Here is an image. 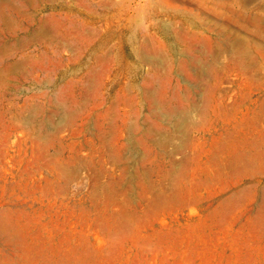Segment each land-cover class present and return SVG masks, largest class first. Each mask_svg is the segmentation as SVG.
<instances>
[{"label":"rangeland","instance_id":"1","mask_svg":"<svg viewBox=\"0 0 264 264\" xmlns=\"http://www.w3.org/2000/svg\"><path fill=\"white\" fill-rule=\"evenodd\" d=\"M4 1L0 264H264V0ZM208 20L244 65L223 77L212 128L198 65L221 64L178 39ZM150 45L155 69L133 53ZM173 109L188 114L180 132ZM247 122L250 147L231 130Z\"/></svg>","mask_w":264,"mask_h":264},{"label":"bare ground","instance_id":"2","mask_svg":"<svg viewBox=\"0 0 264 264\" xmlns=\"http://www.w3.org/2000/svg\"><path fill=\"white\" fill-rule=\"evenodd\" d=\"M219 1V0H217ZM4 0H0V10L2 7L5 6L4 4ZM132 2H136V1H126V0H122V1H115V2H112V5H113V8L116 10V12H120V10L126 5V4H130ZM11 5V4H10ZM100 6H102L103 4L102 3H99ZM9 6V4H8ZM22 6H24V3L22 2ZM84 7V6H83ZM7 8V6L5 7ZM14 9V7H11ZM11 8L8 7V10L12 12V10H10ZM109 8V6H108ZM16 9V8H15ZM217 15H219V12H214ZM78 14L81 15H85V18L83 19L84 21V24L87 23V21L85 20H90L92 22H94L93 20L96 21V19H100V17H95L93 16L94 14L90 12V10H88L87 8H82V9H79L78 10ZM119 14V13H118ZM131 15V14H130ZM133 15H134V12H133ZM0 16H1V11H0ZM223 17L226 18V21L228 23H233L235 22V19H234V16L233 14H227L226 16L224 15ZM131 17L128 18V20H130ZM108 21H110V19L114 20V17L113 16H110L107 18ZM257 20V19H256ZM42 21V20H41ZM105 21H106V17H105ZM126 22V21H125ZM132 22V20H131ZM237 23V22H236ZM81 25V24H80ZM83 25V24H82ZM81 25V26H82ZM205 25L208 26V28L205 29V33L203 34H200V33H195V34H191L189 37H187L186 35L184 34H181L179 35L178 39L180 40H183L185 39L187 41V44H189L188 46L190 48H194L196 52L200 53L203 58L205 59H208V57H212L213 55H215L217 57V59L214 61L216 63L219 62V64H221V67H215L212 69V67L209 66V68H205V67H202L200 65L199 68H203V71H204V74L205 76H208V71H211V74L209 75L210 78L212 79V83H210L206 89H205V92L204 94L202 92H200V95H203L202 97L199 95V97H201L200 99V104L201 105H197L199 104V102L197 103L196 102V105L198 106V110L200 112V116L202 117V121L203 120V116L204 117H209L207 122L205 124H207V127H210L212 128L214 126V118H217L219 115L222 114V112L218 115V113L220 112L219 111V107H222V105L224 104V100L226 99V96H227V93H223L222 91V84H223V77L226 78L227 75L230 74V72L232 70H234L235 68H237V63L239 64V66H244L243 65V62L242 63H239L241 62V59L239 57V51H240V48L242 46H240V42L238 43V41L234 40L233 39V33L232 31L230 30V28L227 26V25H221V24H215V23H212L210 20L206 21ZM85 26V25H84ZM82 26V27H84ZM148 29H151V26L148 27ZM45 31V30H44ZM85 33V32H84ZM143 35L146 34V30H143L142 31ZM42 35V32L40 33ZM39 35V34H38ZM83 34H81L82 36ZM55 36V35H54ZM51 36L49 33H43L42 35V38L44 37H48V39L50 40H54L56 41V43H59L60 45H62L61 43V40H59L58 38H56V36ZM88 36V34H87ZM214 36V38H212ZM58 37V36H57ZM175 37H177V35H175ZM81 39V38H80ZM87 39V38H86ZM85 39V40H86ZM200 40H202V44H200L198 47H195V44L197 42H199ZM82 41V40H81ZM216 42L217 43V46H216V52H214V47H213V42ZM39 42V41H38ZM147 46H149V44H147ZM150 45V47H145L146 52L144 53L143 50H133V53L135 55V57L137 59H139L140 61L144 62V63H148V64H151L153 65L154 69L156 68L155 66V56L157 55V47H154ZM148 52V53H147ZM152 53H155V55L151 56V55H148V54H152ZM214 57V56H213ZM227 60H230V62H223L222 59H226ZM229 58V59H228ZM189 60V59H188ZM244 60V59H243ZM248 60V59H247ZM211 61V60H210ZM246 61V60H244ZM194 62V61H193ZM192 62V64H193ZM233 62H236L234 65H233ZM191 64V65H192ZM193 67V66H192ZM247 67V66H246ZM251 67V66H250ZM252 68V67H251ZM238 72V71H237ZM242 72V71H241ZM239 74V73H238ZM190 75V74H189ZM208 76V77H209ZM251 76V75H250ZM203 78V77H202ZM209 78V79H210ZM193 79V78H192ZM243 79V78H242ZM261 80V79H260ZM262 82V81H261ZM195 83V82H194ZM260 83V82H259ZM253 84V83H252ZM199 85V84H198ZM261 86V85H260ZM197 88V87H196ZM202 88V87H201ZM263 88V87H262ZM193 90V89H192ZM264 90V89H262ZM194 91V90H193ZM192 91V92H193ZM197 91V90H196ZM191 92V93H192ZM195 92V91H194ZM193 92V93H194ZM225 92V91H224ZM263 92V91H262ZM192 93V94H193ZM198 93V91L196 92V94ZM202 93V94H201ZM189 95H187V100H190V102H195V99L198 98H194V96H192L190 93H188ZM195 94V93H194ZM199 94V93H198ZM197 94V95H198ZM150 94H146L145 95V98L146 99H150L151 97H149ZM148 97V98H147ZM192 99V101H191ZM199 99V98H198ZM259 100V99H258ZM186 101V99H185ZM189 103L188 106H190L191 108V105L192 103ZM255 103V102H254ZM260 103V102H259ZM263 104V103H262ZM193 108H194V103H193ZM197 106L196 107V110H197ZM192 109V108H191ZM237 109V108H236ZM261 109L264 111V105H261ZM171 110V109H170ZM222 110V109H221ZM159 111V110H158ZM194 111V109H193ZM262 111V112H263ZM246 112V111H245ZM261 112V113H262ZM163 113V112H162ZM197 113V112H196ZM243 113V112H242ZM159 115V112L157 113ZM237 113H234V115L236 116ZM251 114V113H250ZM167 116H169V118L171 119L172 117H174V123L171 122L170 120H168V123L172 126H174V128H177V131L180 132L182 131V128H183V124L184 123H187V122H184L185 121V118L188 116H182L181 112H179L178 110H172L170 112H168L166 114ZM252 115V114H251ZM250 115V117H251ZM184 119V121H183ZM236 118H234L235 120ZM187 120H188V117H187ZM233 122H237V121H234ZM261 120V119H260ZM259 120V122H260ZM221 121V120H220ZM242 121V120H241ZM250 122V121H249ZM224 123V122H223ZM263 123V122H262ZM189 125V122L187 123ZM241 124V123H240ZM192 125V124H191ZM244 124L242 125H233L231 130L233 131V135H240L239 138L240 140L237 142V143H241V144H246V146L248 145V140H249V133H248V130H250V124L247 122L245 124V126H243ZM187 126V125H186ZM196 128V127H195ZM175 130V129H174ZM254 130V129H253ZM208 129H202L201 132L202 134L204 135L205 132H207ZM176 132V131H175ZM228 130L227 128H225V130L222 132V133H227ZM221 133V134H222ZM232 134V133H231ZM249 134V135H248ZM224 137V136H223ZM250 143V142H249ZM162 145V144H160ZM243 145V146H244ZM249 146V145H248ZM247 146V147H248ZM251 146V145H250ZM249 146V147H250ZM163 147V146H162ZM237 148V147H236ZM248 150V148H247ZM250 154V153H249ZM251 158V157H250ZM246 162V161H245ZM239 163V162H238ZM229 167V166H228ZM231 167V166H230ZM226 170V169H225ZM231 172V171H230ZM231 176V175H230Z\"/></svg>","mask_w":264,"mask_h":264},{"label":"clouds","instance_id":"3","mask_svg":"<svg viewBox=\"0 0 264 264\" xmlns=\"http://www.w3.org/2000/svg\"><path fill=\"white\" fill-rule=\"evenodd\" d=\"M150 23L152 22L146 23L143 17L137 19V25L143 29H146Z\"/></svg>","mask_w":264,"mask_h":264}]
</instances>
